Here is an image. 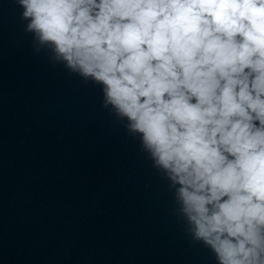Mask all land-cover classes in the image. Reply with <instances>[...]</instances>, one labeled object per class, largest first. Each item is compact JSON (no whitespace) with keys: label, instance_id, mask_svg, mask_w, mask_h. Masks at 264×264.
Wrapping results in <instances>:
<instances>
[{"label":"clouds","instance_id":"1","mask_svg":"<svg viewBox=\"0 0 264 264\" xmlns=\"http://www.w3.org/2000/svg\"><path fill=\"white\" fill-rule=\"evenodd\" d=\"M16 3L126 121L193 242L216 264H264V0Z\"/></svg>","mask_w":264,"mask_h":264}]
</instances>
